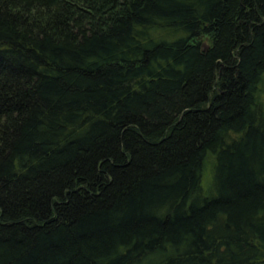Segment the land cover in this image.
Masks as SVG:
<instances>
[{"label":"trees","instance_id":"trees-1","mask_svg":"<svg viewBox=\"0 0 264 264\" xmlns=\"http://www.w3.org/2000/svg\"><path fill=\"white\" fill-rule=\"evenodd\" d=\"M0 264H264V0H0Z\"/></svg>","mask_w":264,"mask_h":264},{"label":"water","instance_id":"water-1","mask_svg":"<svg viewBox=\"0 0 264 264\" xmlns=\"http://www.w3.org/2000/svg\"><path fill=\"white\" fill-rule=\"evenodd\" d=\"M205 47L207 48L208 47V45L205 43Z\"/></svg>","mask_w":264,"mask_h":264},{"label":"rangeland","instance_id":"rangeland-1","mask_svg":"<svg viewBox=\"0 0 264 264\" xmlns=\"http://www.w3.org/2000/svg\"><path fill=\"white\" fill-rule=\"evenodd\" d=\"M209 174V171L207 172V175Z\"/></svg>","mask_w":264,"mask_h":264}]
</instances>
